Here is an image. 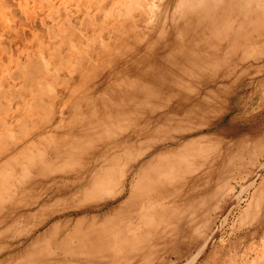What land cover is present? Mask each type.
<instances>
[{
	"label": "rangeland",
	"instance_id": "rangeland-1",
	"mask_svg": "<svg viewBox=\"0 0 264 264\" xmlns=\"http://www.w3.org/2000/svg\"><path fill=\"white\" fill-rule=\"evenodd\" d=\"M169 1L170 0H0V264H76L78 262L80 264L86 256L84 254H88V257L92 256V254L94 255L92 256L94 258L91 259L90 257V259H88V263L85 262L88 258L86 257L84 260L85 264H90L92 260H94V264H96L97 261L102 258L101 256L107 260L113 252L123 253L124 251L122 254L124 255L127 250L129 255L133 252V249H130L131 247L135 250V256H142V259H144L143 261H139L140 257L139 259L138 257H134L133 253L131 254L132 256H130L134 258L129 256L130 260H128L129 258H126L127 254L122 256L121 253H119L120 255H118L120 257L114 255V257H117L114 258L112 255V259L110 258L109 262H106L103 258L102 261L104 260L106 264H113L111 263L112 261L114 264H118L119 260H121L122 257H125L124 259H126V262L124 259L123 260L126 264H131L132 261H134V264H138L137 260L142 262L141 264H151V262L152 264H264V60L260 63V66L258 65L259 67H256L255 69L253 65H251V57L250 59L245 57L247 60H241V57L243 56H241L242 48L240 47L238 54H236V58L240 60V65H238L240 71L238 70L236 75L232 74L231 76L236 77L239 72L240 74L243 72L242 76L238 75V78L236 77L237 81H235V77L234 80H232L233 77L230 76V81H235V84L231 82L229 85L230 87H227L229 90L227 88L225 89L226 93L224 92V94H227L225 95L226 98L224 95L222 96V98H225V101L221 98L222 102H225L224 104L222 103L223 105L220 104V99V102H217V99L215 101V98L212 100L215 101L214 103L217 102L216 104H220L219 106L230 107L231 115H228L225 118V123L232 122V119H234L239 125V131L235 136H232V138H217L214 145L216 149L214 151L210 150L209 152H205L201 145H197L196 149L198 150V147H200V149L196 151L195 157L203 156L207 159V162L203 163L202 166H200L201 164H199L200 162L198 161H192L189 163L190 166L186 164L188 167L185 166L184 168H188V173L189 167L191 168L190 171H192L191 166L193 165L194 178L185 181L183 177H185V179H187V176L188 179L190 177L186 174L187 171H185V169H182L181 171L184 170L186 173L180 171L181 173H184L181 176L182 178L176 179L175 174V176H172L173 174L171 175L174 178L171 176L168 177L174 179L171 180V182H174L169 184H172L171 186L168 185L172 192L168 193L169 195L167 194V200L170 201L173 199V201H176L188 193V196H186L187 199L185 198L186 201L193 197L196 198L194 199L195 203L190 213L192 214V212H194V216L201 214L200 217L198 216L200 220H198L197 217L192 218L193 215L191 214H185L184 212H186V210H180V217H175V219L172 217H165L163 221H161V218H158L159 223H162L159 224L156 223L158 222V219L155 215L159 214L158 216H160L162 212L159 211V209H155L150 212L152 215L148 213L151 216L148 221H154L155 218L157 220L154 222L151 221L154 225L150 224L148 230L143 229L145 230L143 233L148 235L150 234V231L157 229L160 225H164V227L167 228L166 224H169L168 229L170 228L174 231L173 228L179 230L181 227L179 232H182L183 234L184 230L182 226H180L183 222V227H185V225L187 226V228L185 227L186 229L184 233L186 235L188 234V237L183 234L185 235L182 237L183 241H180V239L178 241L177 239L176 242H174L176 243L175 247H172L174 250H170L173 243L170 246L164 245V248V241H166L165 244L170 243V241L167 242L168 238L166 236L168 234L170 235L172 232H169L171 231L170 229L169 231H166L165 228L160 227L162 233L159 231V228L152 231L151 233L154 235H151V238L148 235V241L147 239L144 240V243L140 246L138 245L139 240H137V235L140 231L136 232L137 229L135 230V228L133 230L134 225L131 227V225L123 224L122 231L120 232V229L117 230L120 232V236H118L120 239L114 237L116 241L111 240V234L109 236L111 238L104 237L105 241L103 239L96 241L95 239L100 229H97V233L96 231H93L94 223L97 224L102 220L98 213L100 214L103 209L109 208V204L114 206L115 203V205H117L123 197L128 196L126 195L128 194V188L134 183H130V175L132 174L131 172H133L132 169L135 170V168H137L135 162L141 157L150 158L152 154L150 155L147 150L148 148H151V146L148 148L143 146V140L145 141L147 139L144 133H142V135L140 134V136H138V134L133 135L132 130L134 131V129L139 128L138 124L140 123L137 122L138 124L134 125L130 124L133 122L130 118H138L135 116L133 110L134 106H132L130 108L131 111L126 115V119H130L131 122L129 123V121L125 119V121H127L125 124L129 127L122 125L123 130L125 129L124 127L128 130L122 132V127H120L119 129L122 130L121 133L120 130H117L119 133L116 134V131L115 133L112 132V134H116L115 136L119 134L118 137L124 136L122 141L118 142L117 147L134 149L142 155L140 154L139 157H136L138 153L134 155L136 158H134L135 161L132 160L134 162H132V167L129 168L127 176H120V174H118V176L112 175L114 178L111 176V182L107 181L102 183L103 186L101 190L99 189V186L94 184L91 185L93 186L92 188H97L95 189V192L99 190L101 194L92 195L94 192H91V183L85 185L89 180V177L90 179L92 178L90 172L94 173L95 170H98L96 173L102 177L101 179L109 178L108 163L103 169L100 168V163L103 162L105 158L110 157L108 153L115 148L111 150L107 149L105 151L104 147H102V140L100 141L103 137H101V132H103V130L98 129V126H95L96 129H93V127L86 129V127H88L86 126V124H88L87 119H89L93 113H95L94 115H96V119H99L98 116L101 117L102 115H105V119L123 118V116H115V110L111 108L109 104L111 103L110 100L107 103V100L114 96V92H111V87L107 89L106 85H117L118 81H120L122 73L119 71L125 67V63H123L125 58H122L123 60H121V57L127 54L128 50H130L134 44L137 42H139L138 44H141L145 41V38H147L146 41H157L158 39L165 40L168 37L170 38L171 34L172 36L175 35V33H172V30H169L170 22L165 26L169 32H164V30H167L166 28H160L156 31V29H158V24L162 20L161 18L165 15H168L169 18L172 17L170 16V11H173L171 9H176V7L178 9V7L180 8V6H182L180 4L186 2L185 0H181L182 3L181 1L180 3L177 1L180 6L176 5V7L172 8L175 4L169 6ZM164 7L167 8L165 9ZM175 9L174 11H176ZM160 14H162L163 17ZM234 16L235 14H233V17ZM138 19L140 22H138ZM155 20L157 22H155ZM236 24L237 21L234 24V27L237 26L239 22L237 25ZM246 24L243 26V29L247 27L246 29L251 33L255 28L248 23ZM152 25L157 27L152 30ZM192 28H195L196 30L194 25ZM262 30H264V27ZM262 30L261 33L264 34V31L262 32ZM263 34H260V37L258 36L259 38L257 37L258 41H261L264 37ZM250 41H246L248 46L251 45L248 43ZM262 43L264 42L259 43L258 49H260L261 46L263 47ZM145 47L146 44L143 45V49ZM261 52L260 55L262 56L264 52L263 54H261ZM245 61H247V63L251 62V66ZM120 64L122 65L120 66ZM143 64L144 63H139L135 66L137 67L139 65L138 67H140ZM244 64H246V66ZM245 68L247 69L246 71H244ZM114 73L119 74L114 75ZM111 75L112 78L116 77L114 79L111 78L112 84L109 82V77H111ZM204 79L202 78V80ZM199 93L195 94H197V98L201 100L200 96L204 94L203 92ZM117 102L118 100H116L115 104H118ZM207 112L211 113V111ZM202 113H205V111ZM206 113L203 115L205 116ZM203 115H200L202 119L204 118ZM212 115L214 114L211 113L208 117L210 116L211 118ZM219 115L220 114L215 115L214 119H219ZM176 117L177 116L175 115L173 118L178 119ZM195 118L192 117V119ZM189 119H191V117ZM197 119H199V117ZM211 119H213V117ZM174 123H176V120ZM80 126L83 127L81 131H79V129H81ZM83 129H86L88 133ZM88 129L91 132H89ZM139 131L140 130L137 132L139 133ZM176 131H174V133L178 134ZM205 131L207 130L204 128L201 129L200 132L203 133ZM160 134V131L156 133L154 132L153 136L151 133L150 138L152 140H158V135ZM187 134L191 135V133ZM78 135L79 137L83 136L84 139H80ZM193 135L194 133H192L191 136ZM95 140L100 144L95 142ZM136 141H139L140 144ZM229 141L232 143L234 142L235 144H232ZM92 143L96 147L99 146L96 148L97 150L95 149V146L93 148ZM75 144H77V146ZM73 148H83L81 150H85L82 152L84 155L81 153V150ZM65 150L69 153L66 154L67 152ZM139 150L142 151L139 152ZM143 150H147V152L144 151L143 154ZM85 153L87 155H85ZM69 154L72 157L75 155V158H70ZM55 155H57L58 158L55 157ZM66 155L67 157H65ZM51 156L55 158H52ZM77 156H81L83 162L79 159V162L73 160L74 163H71L72 159L78 160L79 157L76 158ZM52 159H54V164L52 163ZM122 159L125 160L124 158H121V160ZM69 160L70 163L67 164ZM49 161H51V163ZM76 163L83 165L79 168V165ZM84 163H87V166ZM75 165H78V167ZM64 166H67V170H65L66 168ZM61 167L62 170L60 169ZM195 167H197L196 170ZM104 169H107V173ZM164 170L166 172L168 169L163 168L161 170L162 173H164ZM51 176L54 179L51 178ZM44 177L45 179H43ZM96 180V184H98V182L100 183V179L97 178ZM194 180L196 187L189 191L190 182H194ZM175 181H177V184ZM181 182L184 184L186 183L185 185L183 184V190L182 185H180ZM173 183L176 185L173 186ZM110 184L113 185L111 186ZM31 185L35 187H32ZM120 185L122 187H120ZM104 186H108L109 188L105 187L107 190L106 193L104 191L103 194L102 189H105L103 188ZM180 187L181 189L179 190H182L181 193L180 191L178 192L179 194L173 192L174 189L176 190ZM121 189H125L124 192L126 194L116 199L114 195H116L118 190L120 191ZM110 191L112 194H114V191L115 194L112 196ZM88 194L91 197H89ZM150 195H153V193H150ZM162 198L160 196V200L154 198L151 199L149 201L150 205H157L162 201L164 202L165 200H162ZM124 199L125 198H123V200ZM14 200L15 202H10ZM91 201L93 203H91ZM173 201L171 200L170 202ZM18 202L22 203L20 204ZM73 202L74 205H77V208L73 206ZM77 202H81V204H79H83V206H80ZM94 202L96 205H94ZM105 202H107L105 206L99 207L100 204ZM154 202H156V204ZM86 203H88L87 206L85 205ZM201 203L203 208L202 205H200ZM68 204H71L72 208L68 207ZM158 212H161V214ZM80 213H82V215ZM89 214L94 216L89 217ZM78 215L81 216V219L80 217H77ZM86 215L88 217H86ZM186 215L187 217L191 215L189 217L192 219L195 218L192 221L193 224L190 222V220H192L191 218H184ZM67 216L68 219L71 218V223L69 220L67 224L65 223V221H67ZM95 216H97L100 221H98ZM92 218L96 221L92 220V223L95 222L91 226V220L89 219ZM79 219L82 222L85 221L83 222L84 224L82 222L79 224ZM86 219L90 221V223H88L93 227L90 228V230H92L91 232L88 229L90 227L89 224L88 226L86 224ZM104 221L105 220L101 222ZM123 221L125 222V218ZM72 222H74L75 226ZM105 222L106 226L104 225L105 223H102L105 229H103L101 233L104 230H110V228H108L110 226V220L107 219ZM100 223L99 225H102ZM155 223L157 225H155ZM188 223L189 225H192V227L188 228ZM76 224L78 228H82V231L79 229L81 236L77 231L78 228L76 230L81 238L82 232L83 234L87 233L84 234L86 235V238L83 236L84 239H82V241L80 240L81 238H77L78 236H74L77 233L76 231H74L73 234L70 233L72 232L70 229L77 227ZM176 224L177 226L179 225V228ZM96 226L98 227V224L95 225V227ZM55 227L57 232H55L56 234L54 236L51 232L53 229L55 231ZM83 229H88L89 231L86 230L85 232ZM54 231L52 233H54ZM68 231L70 238L67 233ZM92 232H95L94 236L92 235ZM155 232L156 234L159 232L161 236L164 233V236L160 237V235H156ZM165 232L167 234H165ZM61 233H64V235L70 239V241L69 239L67 240V237H64L63 235L65 241L67 240L66 243L69 242L67 243V246L66 243L64 244L65 241L62 240L63 237L60 239ZM128 233L132 234L130 235ZM190 233L191 235H189ZM87 235L92 236H88L87 238ZM126 236L129 239H127ZM153 237L157 239L159 238V240L164 238V241L161 239L162 246L160 244L157 245L159 240H155ZM186 237L188 239L190 237V239L188 240ZM40 238L42 240H39ZM108 238L110 239L109 241H107ZM165 238H167V240ZM58 239L62 241V246L63 244L66 246L64 248L62 246L60 247L62 248V253L63 249L68 250L67 252H71V249H73V252H71L73 254L76 245V249L79 250L82 248L83 250H77L78 252L75 250V255L73 256H69L64 250V253H66L63 255L59 249L60 241ZM124 239H126V244L125 241L123 242ZM153 241H155V245L157 246L154 245L157 249L155 251H152L153 245H151V243L153 244ZM177 241L182 248L180 245L178 246L179 249L176 247L178 244ZM81 242L83 245L86 244L87 246L84 245V247ZM132 242L134 245H132ZM54 243H57L59 246ZM94 243L95 245H98L95 246L93 245ZM186 243L189 244L186 245ZM117 244L118 246L115 247ZM40 245L42 246V249L40 248V250L42 251L44 249V251H42L43 253L39 252L40 250L38 251V248L36 250L43 255H45L44 252L46 250L45 253L47 254L49 252L51 255H47H50L51 258H56L57 256V260L55 259L57 262H55L53 258L50 259L48 256L47 258L43 256L46 259L45 260L36 250L34 252L33 249L40 247ZM79 245L82 246L79 247ZM159 245L160 249H158ZM166 248L169 249L167 250L168 252H166ZM26 249H31L35 256L32 253L28 255V251L30 250L27 251ZM163 249L165 250L163 251ZM159 250L161 255L158 252ZM58 251L59 255L57 254ZM104 251H108V253L111 254L109 255ZM70 252L69 254H71ZM93 252L96 254L99 252L100 255H95ZM162 252L166 253L162 254ZM179 252L181 254L180 256L178 255ZM25 253L32 259L27 256L22 258ZM60 254H62V256H60ZM80 254H83L81 255L82 257L80 256L81 258L78 257ZM157 254H159V256ZM59 256L63 261L66 258V262H60L62 259H60ZM68 256L73 257L74 259L72 258L73 260H71ZM95 256L99 257H96L98 260H96ZM113 258L119 260L114 261ZM91 264L93 263L91 262Z\"/></svg>",
	"mask_w": 264,
	"mask_h": 264
},
{
	"label": "bare ground",
	"instance_id": "bare-ground-1",
	"mask_svg": "<svg viewBox=\"0 0 264 264\" xmlns=\"http://www.w3.org/2000/svg\"><path fill=\"white\" fill-rule=\"evenodd\" d=\"M177 1H179V3H180L181 0H170L168 2V5L170 6L171 4H175L172 7V8H174V7H176V5L177 6L179 5V3ZM185 1L187 3L186 2L185 3L183 2V4H180V5H182V6L179 5L180 8L179 7H178V9H177V7H176V9L174 8L176 11H174V9H171V10L174 11V12L172 11L173 14L170 11V13H171L170 16H172V17L169 18L168 15H165L163 17L162 14H160L163 18H161L162 20L158 24V29H156V31L159 30L160 28H166L167 29V27H165V26H166V24H168L170 22V24H169V30L170 31L172 30V33L173 34L175 33V35L172 36V34H171V37L170 38L168 37L165 40L158 39L157 38L158 39L157 41L156 40L146 41L147 38H145V41H143L141 44H138L139 42H137L136 44H134L132 46V48L130 50H128V53L125 54L123 57H121V60H123L122 58H125V60L123 62V63H125V67H123L122 70L119 71V72L122 73L121 74L122 77L120 78V81H118V83L116 82L117 85L116 84L115 85H109V84L106 85L107 86V89L111 87L112 88L111 92H114L113 93L114 94L113 97H110V99L107 98L108 99L107 100V103L110 100L111 103H109V104H110V107L115 110L114 111L115 112L114 113L115 116H117V117L123 116V118L124 117L125 118L124 119L123 118L122 119H118V118L117 119H105V117H104L105 115H102V116L100 115L101 117L98 116L99 119H96L95 118L96 115H94L95 113H93L90 116V118L87 119L89 125L86 124V126H88V127H86V129L89 128V127L90 128L93 127V129H96L95 126H98L99 127L98 129L103 130V132H101V137L103 136L104 138L102 137V139H100V141L102 140V142H101L103 144L102 147H104L105 151L107 149H110V150L113 149V148H115V149L112 150V151H110L108 153V155H110V157L105 158V160L100 163V165H101L100 168H102V169L105 168L106 167V164L108 163V168H109V172L108 173L110 175L109 178H107V179H101L102 177H100V175L96 173L98 170H95L94 169L95 170L94 173L93 172H90L92 178L90 179V177H89V180L85 183V185L87 183H89V184L91 183L90 186L93 185V184L94 185H97V186L100 187L99 189L101 190V188L103 186L102 183L107 182V181L111 182V179H112L111 176L112 175H117L118 176V174H120V176L121 175H123V176L126 175L127 176L128 173H129V171H128L129 168L132 167V164H133L132 162L135 161L134 158L140 156L141 153H138L137 150L130 149V148H125V147H117L118 142L122 141V139H123L124 136H119L118 137L119 134L117 136H115L117 133H119L118 132L119 130H120V133L123 130L122 125L123 126H126V124H125V122L127 123V121H125L126 115L131 111L130 108L132 106H134V109H133L134 110V114L138 118L137 119H132L129 116H127L131 120H133V122H131L130 119H126V120H128L129 123L131 122L130 124H132V125L138 124L137 122L140 123V124H138L139 125V128L134 129V131L132 130L133 135L134 134H138V136H140V134L142 135V133H144V135L146 136L147 139L145 141L143 140V146L146 147V148H148V147L151 146V148H148L147 150L149 151L150 155L152 154L150 156V158L147 157L148 159L145 158V157H141L138 161L135 162L137 168H135V170L132 169L133 172H131L132 174L130 173L131 174L130 175V177H131L130 181L131 182L128 181L130 183H132V182H134V183H133V185L131 184L130 188H128L129 189L128 192H127L128 194H126L124 192L125 189H121L120 191L118 190V192L116 193V195H114L115 194L114 191H113L114 194L111 193L112 190L110 191L111 195L112 196L114 195L116 199H118L120 196L125 195V194L128 195V196L123 197V198H125L124 200L122 198V200H120L119 202L117 201L118 202L117 205H115V203H114V206H113L112 204L110 205L108 203L110 207L109 208H106V209H103L102 208L103 209L102 210V213L100 212V214H99L97 212L98 215L101 216L100 217L102 219L101 221H103V220L106 221L107 219L110 220V223H109L110 226L108 227V228H110V230H104L101 233V231L103 229H105L104 228V225L106 226V222L105 221L104 222H101L98 219V217H97L98 215L95 216V217H97L96 219H98V221H100L101 223L97 221L98 222L97 223L98 224V227L96 226L97 228L95 227V225H97V224L94 223L96 220L93 219V218L92 219H89V220H91V226L93 225V223L95 224L94 225V229L95 230L92 229L93 231H96V233H97V229H100L98 231V233H97V236L95 237L96 241H100L101 239L104 240V237H109L110 234L112 236V239L111 240L116 241V239L114 237L117 238L118 236H120V232L123 229L122 228L123 227L122 226L123 224L131 225V227H133L132 225H134L133 230L135 228V230L137 229L136 232L140 231V232H138V235H137L138 236L137 237L138 238L137 240H139V244L138 245H140V246H141L142 243H144V240L147 239V241H148V238L147 237L150 236V238H151V235H154L153 233H151L152 231L157 230L158 228H159V231H160V227H163V228L166 229V231H169V229H170V228L168 229V227H169L168 225L169 224H166L167 228L164 227V225L163 226L160 225V227H158L157 229H154V230L150 231L149 232L150 234H148L149 236L147 234L143 233L145 230H148L149 229L150 224H153V223H151L152 220L148 221V219L151 217L150 216V214H151L150 212L153 211V210H155V209L156 210L159 209V211L162 212V214H161V212H158V213L161 214L160 215L161 217L158 216L159 214L158 215H155L154 214L157 217V219L158 218L159 219L161 218V221H163V219L165 217L166 218L172 217L174 219H175V217L176 218L180 217L181 216L180 210H186V212H184V213L185 214L187 213V215L188 214H191L190 213L192 211L191 209L193 208L194 203H195V200L194 199H196V198L193 197L192 199H188V201H186L185 198H186V196H188L187 195L188 193H186L184 196L182 194L183 197H180L179 200L173 201V199H171L173 202H170L171 201L170 199H169L170 201L167 200L166 197H168V195H169L168 193L172 192L171 191V188H169V186L172 185V184L171 185H169V184L172 183V182H174V181L171 182V180H174V179H172V178H174L172 176H175L176 175V177H175L176 179L182 178L181 177L182 174H184L186 172H184V170L183 171H181V170L182 169H185L184 167L187 166L186 164H188V166H190L189 163H191L192 161H198V162H200L199 163V164H201L200 166H202L203 163L207 162V159L205 157H203V156L202 157H200V156H196L195 157L196 151H198L200 149V147H198V150L196 149L197 148V145L198 146L201 145L202 149L205 152H207V151L209 152L210 150L211 151H214L216 149V147H214V145L216 143V139L217 138H223V139L232 138V136H235L237 134V132L239 131V125L236 123V121H234V119H232V122L225 123L226 122L225 121L226 120L225 118L228 115L229 116L231 115V112H230L231 109H230V107L228 108V107H223V106H219V105L223 103L222 100H221L222 96L223 95L224 96L227 95V94H224V92L226 93V90L225 89L227 87H230L229 86L230 83L233 82V81H230V76L232 74L233 75L234 74L236 75V73L239 70L238 69V65H240V60L236 58V54H238L239 49L242 48L241 49V51H242V55L241 56L244 57V58L241 57L242 58L241 60L246 59L245 57H247V59L248 58L250 59V57H251L252 58V64L251 65H253V67L255 69H256V67H259L260 66V63L264 60V54H263L264 51H262V50H264L263 49L264 43H262L263 47L260 44L261 47H260V49H258L259 48V43L264 42V39H263L264 37L261 39V41H258L257 40L260 37L259 35L260 34H263V33H261V30L264 27V0H188V1L185 0ZM194 2L197 3V4H195ZM158 3H162V2H158ZM181 3H182V1H181ZM158 12H157V15H158ZM162 12H163V10H162ZM163 14H165V13H163ZM233 14H235L234 17H233ZM41 21H42V19H41ZM158 21H159V19H158ZM236 21H237V24H238V22H239V24L238 25L236 24L237 26L234 27V24L236 23ZM138 22H140L139 19H138ZM155 22H157V21L155 20ZM246 23L252 25V27L255 28V29H253V31L251 33L248 31V29H246L247 27L244 28L246 30L243 29V26H245ZM193 25L196 27V30H195V28H192ZM154 26H155V24H154ZM154 26H153L152 30H154L157 27V26L156 27H154ZM248 28H250V27H248ZM161 30H160V32H161ZM169 30L168 29L167 30H164V32L165 31L169 32ZM263 31L264 30H262V32ZM149 33H150V31H149ZM247 37H249V38H247ZM252 39H253V41H252ZM247 40L248 41L251 40L250 42H248L249 44H251L250 46H248V44H246V41ZM144 44H146V47L143 49V45ZM139 52H141V53H139ZM260 52H261V54H263L262 56L260 55ZM244 55H246V56H244ZM245 62L247 63V61H245ZM139 63H144V64L142 66H140V67H138L139 66L138 65L137 66L138 68H137L135 65L136 64H139ZM241 63H242V61H241ZM250 63L251 62H249L247 64L250 65ZM121 65L122 64H120V66ZM244 65L246 66V64H244ZM241 66H240V68H241ZM248 66H247V69H248ZM247 69L245 68L244 71H246ZM72 70H74V69H72ZM118 74H115L114 73V75H118ZM242 74H243V72H242ZM242 74H240V72H239L237 74V76L238 75L242 76ZM254 75H252V76H254ZM231 77H233V76H231ZM234 77H233L232 80H234ZM236 77H235V81H237ZM111 78H112V75H111V77H109V79H110L109 82H111L112 79H114L116 77H113L112 79ZM202 78L203 79L205 78V79L202 80ZM110 84H112V82ZM111 92H110V94H111ZM199 92H203V94H204V95L201 94L203 96V98H202V96H200L201 97V100H199L197 98V94H195V93H199ZM213 98H215V101L217 99V102H220V100H221L220 104L219 105L216 104L217 102L214 103L215 101H212V100H214ZM225 98H226V96H225ZM225 98H222L223 101H225L224 100ZM116 100H118V102H117L118 104H115L116 103ZM170 100H173V101H170ZM212 103H214V104H212ZM174 108L175 109L177 108L178 110L176 109L177 110L176 111ZM204 111H205V113L207 111H211V113L214 114V115L211 116V118L213 117V119H211L210 116L208 117L209 114L211 115V113H209V112H207L206 115H205L208 118L205 117L203 115L205 113H202ZM201 114L204 117L203 119L200 116ZM217 114H220L218 116L219 119H214L215 115H217ZM111 115H113V114H111ZM175 115L177 116L176 118H178V119H174L173 118V117H175ZM190 117H191V119H189ZM192 117L193 118L196 117V118L195 119H192ZM198 117H199V119H197ZM175 120H176V123H174ZM122 123H124L125 125L122 124ZM127 125H129V124H127ZM135 126H137V125H135ZM120 127H122V130L119 129ZM126 127H129V126H126ZM126 127H124L125 129L122 132L128 130ZM80 128L81 129H79V131H81L83 127L80 126ZM84 128H85V126H84ZM204 128L207 130V131H205L207 133H205V132L201 133L200 132L201 129H204ZM86 129H83V130H86ZM101 130H99V131H101ZM138 130H140L139 133L137 132ZM176 130H178V131H176ZM158 131L161 132V134L158 135L159 137L157 136L158 137V140L157 139L156 140L155 139L152 140L150 138L151 137V133H152V136H153L154 135V132L156 133ZM174 131H176L178 134H175ZM186 131H188V132H186ZM86 132H87V130H86ZM89 132H91V131L89 130ZM112 132L113 133L116 132V134L113 135ZM187 133H191V135H192V133H194V135L191 136L189 134L190 135L189 136ZM85 136H87V135H85ZM78 137H79V135H78ZM79 138L80 139L81 138L84 139L83 136L82 137L80 136ZM87 140H89V139H87ZM182 140H183V142H182ZM95 142H97V141L95 140ZM136 142H139V141H136ZM229 142H231V141H229ZM84 143L86 144L85 141H84ZM97 143H99V142H97ZM82 144H83V142H82ZM138 144H140V142ZM232 144H235V143L233 142ZM75 145L77 146V144H75ZM92 145H93V143H92ZM94 146L95 145H93V148H94ZM143 146H140V147H143ZM97 147H99V146H97ZM97 147L95 146V149ZM66 148H67V146H66ZM73 149L81 150L83 148H81V149L73 148ZM67 150H68V148H67ZM76 150H74V151H76ZM147 150L146 151L143 150V154H144V151L147 152ZM65 151H64V153H65ZM70 151H71V148H70ZM84 151L85 150H83V151L81 150V153L84 152ZM135 151H137V152H135ZM141 151L139 150V152H141ZM68 153L69 152H67L66 154H68ZM86 153H87V151H86ZM86 153H85V155H87ZM88 154H89V152H88ZM135 154H137L136 157H134ZM215 154H216V152H215ZM57 155H55V157H57ZM72 155H74V154H72ZM75 155H76V153H75ZM75 155H74V157H72L70 155V158H75ZM83 155H81V156H83ZM145 155H147V154H145ZM81 156H77L76 157V158L79 157L78 160L77 159L76 160L75 159H72L71 163H74L73 160L75 162L76 161L79 162V159H81ZM55 157H52V158H55ZM65 157H67V155ZM121 158H124L125 160L122 159L123 160L122 161ZM229 158H231V157H229ZM66 159H69V158H66ZM66 159H64V160H66ZM53 160L54 159H52V161ZM132 160H134V161H132ZM209 160H211V159H209ZM81 161L83 162L82 159H81ZM49 162L51 163V161H49ZM85 162H88V161H85ZM52 163L54 164V161ZM69 163H70V160H69V162H67V164H69ZM56 164H57V162H56ZM76 164L79 165V163H76ZM84 164H86V166H87V163H84ZM62 165H64V164H62ZM78 165L77 166L75 165V166L78 167ZM81 165H83V164H81ZM81 165H79V168H81L80 167ZM52 166H54V165H52ZM62 167L60 168L61 170H62ZM187 167H186L185 171H187V169H188ZM191 167H192V171H190L191 168L189 167V173H188V171L186 173V174H188L190 176L189 179H188V176L186 177L187 179H185V177H183L185 181L186 180H190V178H194V175H193V168L194 167H193V165ZM65 168H66L65 170H67V166ZM163 168L164 169H168V170L166 172L164 170V173H162L161 170ZM196 169H197V167H195V170ZM57 171H59V170H57ZM160 171H161V173H160ZM180 171L181 172H184V173H181ZM59 172H61V171H59ZM66 172H68V171H66ZM72 172H73V170H72ZM105 172L107 173V169L105 170ZM61 173H63V172H61ZM44 174H45V172H44ZM50 175H51V173H50ZM52 176H54V175H52ZM52 176H51V178H53ZM120 176H119V178H120ZM170 176L172 177L171 179L168 178ZM112 177L114 178V176H112ZM200 177H202V176H200ZM97 178L100 179L99 180L100 183L98 182V184H96V182H97L96 179ZM43 179H45V177ZM115 179H116V177H115ZM176 182L177 181H175V183ZM35 183H36V181H35ZM122 183H124V182H122ZM190 183L191 184H190V187H189V191H191L192 189H194L196 187L195 180H194V182H190ZM176 184L173 183V186L176 185ZM183 184L184 183H182V182L180 183V185H182V190H183ZM35 185H37V184H35ZM180 185H178V186H180ZM187 185H189V184H187ZM32 187H35V186H32ZM92 187L93 186H91V190L92 191L90 190L91 192H94L92 195H94V194H100L99 190H97L99 193L97 191L95 192V189H97V188L94 189ZM105 187H108V186H104L103 188H105ZM120 187H122V186L120 185ZM172 188H174V187H172ZM179 189H181V187L178 188V189H176V190L174 189L173 192H176L177 194H179L178 193L180 191ZM106 190H107V188L102 189V191H103L102 193L104 194V191L106 193ZM181 191H180V193H181ZM44 192H45V190H44ZM150 193L151 194L153 193V195H150ZM203 193H205V192H203ZM163 195H164V197H163ZM88 196H89V194H88ZM112 196H110V197H112ZM160 196H161V198L163 197L162 200L164 199L165 200L164 202L162 201V202H160V204L158 203L159 204V205L157 204L158 206L157 205H153L152 203H151L152 205H150V202L149 201L151 199H153V198L154 199H159ZM89 197H91V196H89ZM87 199H88V197H87ZM106 199H108V198H106ZM15 200H17V199H15ZM15 200L14 201H10V202H15ZM74 202H73V206L76 207L77 205L76 204L74 205ZM18 203L21 204L22 202H18ZM35 203H38V202H35ZM70 203H72V202H70ZM79 203L81 204V202H77V204H79ZM91 203H93V202L91 201ZM106 203L107 202L100 204L99 207L105 206ZM154 203L156 204V202H154ZM87 204L88 203H86L85 205L87 206ZM94 205H96L95 202H94ZM200 205H202V203ZM67 206L70 207V208H72V205L71 204H68ZM80 206H83V204L80 205ZM70 208H69V210H70ZM80 208H82V207H80ZM89 208H91V207H89ZM202 208H203V205H202ZM144 212H146L147 214L144 213ZM199 212H200V209H199ZM148 213H150V214H148ZM80 214L82 215V213H80ZM85 214H86V212H85ZM90 214L88 215L89 217L94 216V215H90ZM193 214H194V212H192L191 215H193ZM74 215H75V213H74ZM187 215L184 218H186ZM191 215H189V216H191ZM200 215L201 214H198L199 217H200ZM88 216L86 215V217H88ZM189 216L186 219L191 218ZM198 216H194L193 215L192 218L193 217H197L198 218ZM77 217H80V219H81V216L80 215H78ZM124 218H125V222L123 221ZM157 219L155 218L154 221H156ZM159 219L157 220L158 222H156V223H159ZM194 219L190 220V222H192ZM68 220L71 223V218L68 219V216H67V221H65L66 224H67ZM79 220H77V221H79ZM86 220H87L86 224L88 226V224L90 223V221H88V219H86ZM92 220H95V221L92 223ZM198 220H200V218H198ZM154 221H152V222H154ZM41 222H43V221H41ZM75 222H76V220H75ZM81 222L82 221L80 220L79 221V224ZM83 222H85V221H83ZM70 223H68V224H70ZM72 223L74 224V222H72ZM99 223L100 224L105 223V224L104 225L102 224L103 225L102 226V225H99ZM156 223H155V225H157ZM77 224H76V226H77ZM159 224H162V223L160 222ZM163 224H164V222H163ZM182 224H183V222L181 223L180 226H182L183 230L185 231V229L187 228V226L185 225V227H186L185 228V227H183L184 225H182ZM192 224H193V222H192ZM59 225H60V223H59ZM74 226H75V224H74ZM89 226H90V224H89ZM91 226L88 228L89 230H90V228H93ZM176 226H177V224H176ZM189 227H192V225H189V223H188V228ZM77 228H78V226L75 227V228H73L74 230L73 229H70L72 231L70 233L73 234L74 231L77 230ZM171 228H172V226H171ZM79 229H80V231H82L81 230L82 228H78V230H77L80 233ZM88 229H86V230H88ZM118 229H120V232L117 231ZM143 229H145V230H143ZM165 229H163V230H165ZM173 229H174V231H172L170 229L171 231H169V232H172V233H170V235L169 234L167 236L165 235L168 238V240H167V238H165L167 240V242L170 241L169 244L168 243L165 244L166 241H164V238L163 239L161 238L164 241V243L162 241L163 246L164 245L165 246L166 245H169L170 246L173 243V245L171 246L170 250L171 249L174 250L173 248L176 245V243H174V242H176L177 239H178V241H179V239L181 241L182 240V237H184L186 235L184 233V231H183V234H185V235H183L182 232H179V230L181 229V227H180L179 230L177 228H176L177 230L175 228H173ZM86 230L83 229V231H85V232H86ZM92 230H90V232ZM53 231H54V229H53ZM52 232H51V234L52 235L54 234V236H55V234H56L55 232H57L56 227H55L54 233H52ZM78 232L74 236H76V237L78 236L77 238H81L80 237L81 236V233H80V236H79ZM156 232H155V234H156ZM67 233L69 234V231ZM94 233L92 232V235L93 236H94ZM186 233H189V232H186ZM84 234H87V233H84ZM84 234L82 232V238L80 239L81 241L86 236ZM128 234L131 235L132 233H128ZM157 234L160 235L159 232ZM165 234H167V233L165 232ZM60 235H61L60 236V239H61L63 237L64 233L63 234L61 233ZM92 235H90V236L87 235V238H88V236L91 237ZM189 235H191V233ZM54 236H52V237H54ZM68 236L70 238V234ZM127 236H129V235H127ZM127 236H126V238L129 239ZM162 236H164V233H163ZM162 236L160 235V237H162ZM64 237H67V236L64 235ZM64 237L62 239L63 241H65ZM190 237H189V239H190ZM69 238L67 237V240ZM75 238H74V240H75ZM109 238H111V237H109ZM109 238H108L107 241L110 240ZM153 238H155V237H153ZM186 238H184V239H186ZM156 239L157 238H155V240ZM161 239L160 240H159V238L157 239V240H159V243L157 242V245L158 244L161 245ZM39 240H42V239L40 238ZM77 240H79V239H77ZM53 241H51V242H53ZM59 241H60L59 242L60 246L57 243H54V244H57L59 246L60 252L62 253V251H61L62 248H60L62 246V244H61L62 241L61 240H59ZM66 241L64 242V244L66 243ZM69 241H70V239H69ZM113 241H111V242H113ZM124 241H125V244H126V239H124L123 242ZM133 242H132V245H134ZM135 242H137V241H135ZM184 242H185V240H184ZM189 242H191V241H189ZM67 243H69V242H67ZM67 243H66V246L68 245ZM64 244L62 246L63 248L66 247V246H64ZM81 244H82V242H81ZM155 244H156L155 241H153V244L151 243V245H153V247L149 245L150 247L153 248L152 251L157 250L154 247ZM183 244H185V243H183ZM187 244H189V243H186V245ZM84 245L87 246L86 244H84ZM93 245H95V243ZM97 245H95V246H97ZM160 245H159L158 249H160ZM179 245L180 244L178 242V244H177L176 247H178ZM54 246H56V245H54ZM81 246L79 245V247H81ZM117 246H118V244L115 247H117ZM165 246H164V248H165ZM41 247L42 246L40 245V247H36V248L34 247L35 249H33V248L32 249L35 252V250L37 248H38V251H39ZM147 247H148V245H147ZM180 247H181V245H180ZM76 248H77V245H76V247L74 249V253H75V250H76V252H78L80 249H82V248H80L78 250ZM88 248H90V247H88ZM124 248H126V247H124ZM146 248H144V249H146ZM130 249L131 250L133 249L132 250L133 251L132 253H133L134 257H138V259L140 257L139 261H141V260L143 261L144 260V259H142V256H140V255L135 256V254H134L135 253L134 248L131 247ZM178 249H179V247H178ZM26 250L27 251L30 250V251H28L29 253L27 251H25V252L28 253V255H30V253L33 252V251H31V249H26ZM64 250L66 252L68 251L66 249H63V253H62L63 255L66 253V252L64 253ZM72 250L73 249H71V252H73ZM111 250H112V248H111ZM122 250H124V249H122ZM164 250L165 249H163V251ZM167 250H169V249L166 248V252H168ZM42 251H44V249ZM42 251L40 250L39 252L43 253ZM108 251L107 252L104 251V252L105 253H108ZM37 252H36V254H37ZM45 252H46V250H45ZM45 252H44V254L46 256L43 255V254H41V253H39V254L42 255V257L44 256L45 258H47V256H48L47 254H50V253L48 252L46 254ZM69 252H67L66 254H68L69 256L75 255L74 253L72 254L71 252H70L71 254H69ZM99 252H98V254H99ZM158 252L160 253V250ZM51 253H53V252H51ZM54 253H56V252H54ZM93 253H95V252H93ZM119 253H121V255H122L124 253V251H123V253L122 252H119ZM119 253L113 252L112 255H113V257H114V255H117L118 257H120L119 256L120 255ZM132 253H130L128 255L127 250H126L124 255L127 254L128 257L126 256V258H129V256ZM165 253L162 252V254H165ZM39 254H38V256H39ZM57 254L59 255V251L57 252ZM62 254H60V256H62ZM90 254H92V253H90ZM98 254L95 253V255H98ZM108 254L110 255L111 253H108ZM28 255H26V253H25L22 256V258L24 256H27L28 257ZM50 255L48 257H50V259H52L53 257L51 258ZM55 255H54V257H55ZM81 255H83V254L78 255V257L81 258L82 257ZM84 255H86L85 258L88 257L87 256L88 254H84ZM105 255H107V254H105ZM112 255L109 256L108 257L109 259H107V260L104 259L103 256H101V257L104 260H106V262L107 261L109 262V260L112 257ZM124 255H122V256H124ZM157 255L159 256V254H157ZM160 255H161V253H160ZM178 255L179 256L181 255L180 252H179ZM38 256H37V258L39 259ZM60 256H59V258H60ZM69 256H68V258H71V260L74 259L73 257H69ZM92 256H94V255L92 254ZM92 256H89L86 259L85 262L88 263L89 262L88 259H90V257H91V259L94 258ZM143 256H144V254H143ZM145 256H146V254H145ZM96 257H98V256H95V258ZM134 257H131V258H134ZM28 258H30V256ZM56 258H57V256H56ZM56 258H53V260L55 262H57L56 261L57 260ZM63 258H65V257H63ZM85 258H84V260H85ZM102 258L100 259L101 261L96 258V260H98L96 264H104V263L106 264V262H104V260L102 261ZM114 258H117V257L115 256ZM114 258H113V260L115 261L116 259H114ZM124 258L123 257H122V259L120 258L121 260L117 259L116 261L119 260V263L118 262L117 263L120 264V263L123 262L122 264H124L126 262V259H124ZM146 258H148V257H146ZM30 259H32V258H30ZM44 259H42V260H44ZM60 259H62V258H60ZM76 259H77V254H76ZM76 259H75V261H76ZM123 259L125 260V262H124ZM25 260H26V258H25ZM65 260H66V258H65ZM78 260H80V259H78ZM84 260H82V261L85 264ZM128 260H130V258ZM61 261H63V259L60 260V262ZM82 261H81L80 264H83ZM120 261H122V262H120ZM139 261L137 260L138 264L139 263L141 264L142 262H139ZM91 262L93 264L95 263L94 260H92ZM91 262H90V264H91ZM111 263L114 264L113 261ZM128 263H130V262H128ZM66 264H68V263H66ZM76 264H79V262L76 263ZM131 264H134V261H132ZM151 264H152V262H151Z\"/></svg>",
	"mask_w": 264,
	"mask_h": 264
}]
</instances>
